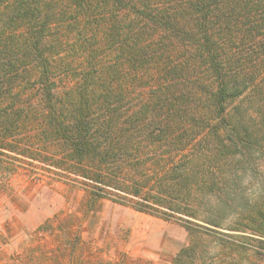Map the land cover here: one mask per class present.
Wrapping results in <instances>:
<instances>
[{"label":"trees","instance_id":"1","mask_svg":"<svg viewBox=\"0 0 264 264\" xmlns=\"http://www.w3.org/2000/svg\"><path fill=\"white\" fill-rule=\"evenodd\" d=\"M261 141L264 0H0L5 174L27 160L89 204L191 224L190 161Z\"/></svg>","mask_w":264,"mask_h":264},{"label":"rangeland","instance_id":"2","mask_svg":"<svg viewBox=\"0 0 264 264\" xmlns=\"http://www.w3.org/2000/svg\"><path fill=\"white\" fill-rule=\"evenodd\" d=\"M140 87L134 94L150 86ZM247 99L254 111L257 97ZM169 115V125H186ZM263 142L230 158L200 153L190 161L202 187L192 190L191 224L102 198L89 204L82 186L50 184L40 164L15 161V172L0 171V264H264ZM195 146H186L189 158Z\"/></svg>","mask_w":264,"mask_h":264}]
</instances>
